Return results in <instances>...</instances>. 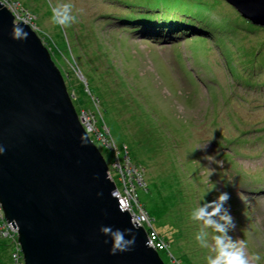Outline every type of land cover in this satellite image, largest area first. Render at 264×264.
<instances>
[{
	"label": "rangeland",
	"instance_id": "1",
	"mask_svg": "<svg viewBox=\"0 0 264 264\" xmlns=\"http://www.w3.org/2000/svg\"><path fill=\"white\" fill-rule=\"evenodd\" d=\"M16 1L11 2L13 11L25 17L22 5L32 13L30 25L52 50L48 48L54 65L61 72L69 70L64 85L104 160L111 161L113 138L115 147L124 151L125 145L131 162L142 169L146 186L138 185L136 191L166 244L158 252L164 264H207L215 233L206 229L209 248H202L195 239L201 224L191 219V213L197 204L214 201L221 193L229 196L223 205L232 218V227L226 225L228 235L234 241L242 239L247 254L259 257L255 264H264V186L259 188L256 180L252 185L256 190L249 191L231 180L232 168L206 142L214 126L210 122L217 120L223 133L251 139L225 148L229 152L241 149L232 158L236 168L245 169V174L240 172L244 180L251 182L249 173L264 168V141L253 140V130L250 136L242 133L252 123L264 132V67L255 83L263 96L250 99L257 92L246 77L250 69L246 67L249 57L242 52L247 48L243 41L232 44L227 33L213 49L203 37H192L194 33L147 37L134 32L133 25L118 22V16H132L131 0ZM181 2L182 8L173 5L176 9L169 11L177 17L184 14L185 19L193 0ZM60 3L71 4L77 16V22L66 28L51 23L52 5ZM215 4L203 7L214 24L219 14L234 17L223 3ZM91 95L98 99L101 117L109 127V145L99 135L105 127H100L101 117ZM256 104L260 106L253 107ZM120 179L124 181V176ZM1 238L0 264H12L17 240L10 234Z\"/></svg>",
	"mask_w": 264,
	"mask_h": 264
},
{
	"label": "water",
	"instance_id": "2",
	"mask_svg": "<svg viewBox=\"0 0 264 264\" xmlns=\"http://www.w3.org/2000/svg\"><path fill=\"white\" fill-rule=\"evenodd\" d=\"M224 1L264 27V0ZM13 22L0 1V207L23 264H164L113 194L48 48L31 26L21 25L27 39L13 40ZM102 226L131 229V249L110 254Z\"/></svg>",
	"mask_w": 264,
	"mask_h": 264
},
{
	"label": "trees",
	"instance_id": "3",
	"mask_svg": "<svg viewBox=\"0 0 264 264\" xmlns=\"http://www.w3.org/2000/svg\"><path fill=\"white\" fill-rule=\"evenodd\" d=\"M3 1V0H2ZM133 1L131 4L132 7V13L129 18L128 17H119L118 16V22L122 24V26H134V32H139V34L142 32L147 35V37L155 36V37H162L165 35H178L176 33H180V35L188 34V33H194L192 37L195 35L197 37H203L204 40L206 39L211 44L208 47H212L214 49L216 43L223 39L222 37H225L228 33L229 37L231 38V43L235 44L237 42L243 41L244 44L242 46L245 48L242 52L244 55L247 54L249 59L247 60L248 66H246L248 69L246 73V77L251 80V83L255 86L256 94H253V96H250L251 99L261 98L263 96L264 91L261 92V88L257 86L255 83L257 82V79H259V75L261 74V68L264 67V27L257 26L252 24L249 20L247 21L244 19L240 13L236 12L226 1L224 0H213V2H209V0H193V7L190 9L191 14L189 16H186L184 19L183 15H178L179 17L175 16V12L169 11V9H176L171 8V6L175 5L178 9L182 8L181 0H131ZM223 3L225 7H228L231 11V14L234 15L233 18H229L227 15L219 14L218 18H215L213 20H217L218 23H215L210 19L209 15L206 14V9H204V5L209 3L211 4L212 8L216 6V2ZM7 2H18L16 0H7ZM19 3V2H18ZM164 5H161L163 4ZM202 5V7H200ZM21 9L23 12L29 13L26 11V9L22 6ZM162 8L160 9L159 7ZM25 9V10H24ZM181 12L180 10H178ZM23 12H20L21 14ZM32 16V13H31ZM33 17V16H32ZM31 17V20L33 22V19ZM222 23L225 27H220L218 24ZM225 24V25H224ZM121 26V27H122ZM33 27V26H32ZM219 27V28H218ZM34 29V27H33ZM218 31H220V34H217ZM189 38V36H186ZM240 43V44H241ZM245 45V46H244ZM47 48H49L48 45H45ZM214 46V47H213ZM50 49V48H49ZM52 52V50L50 49ZM73 66L75 65L73 63H70ZM79 69V65H76ZM252 68V69H251ZM60 70V69H59ZM61 72V70H60ZM65 72V73H64ZM64 72H61V75H63L64 78L68 76L69 70L64 69ZM260 72V73H259ZM250 82V81H249ZM262 84V83H261ZM260 84V85H261ZM259 85V84H258ZM92 103H94V106L97 108V114L99 117H101V111L100 107L98 106V99L95 98V96L91 95ZM254 101V100H253ZM245 102V101H244ZM259 103V102H257ZM260 104H256L253 107H259ZM86 111H89L91 115L94 113L91 109H84ZM83 110V111H84ZM95 114V113H94ZM238 119V118H237ZM94 121H97L96 118H94ZM213 124V128L211 131H208V138L206 139V142L209 144H212L213 148L217 152L218 155L221 156V158H224L226 160V164L228 165L229 169L232 168L233 173L229 174L228 176L233 180L234 182H237L241 184L242 188H249V191H255L256 189L252 186L256 183L259 185L264 186V168H260L258 170H255L253 173H249L250 176H248L251 180V182H247L244 180L243 176L241 175V171L243 174H245V169L236 168L235 163L237 162L235 159L232 158L235 153H239L238 151H241L240 148L235 147L232 152H229L225 148L229 147L232 143H236L235 146H240L243 144V142H251L250 138L246 137H240L237 135H233L232 133H223L222 129H219L217 126L220 123L217 120H213L210 122ZM251 124V123H249ZM247 124V125H249ZM96 125V123H95ZM103 126L105 129H102L101 132H99V135L101 138H105L106 142H103V144H108V138L110 137V131L109 127L106 126V123L104 122L103 117H101V124L100 127ZM97 127V126H96ZM233 127V126H232ZM234 127H238L237 123L234 124ZM86 130V129H85ZM252 130L255 132L253 140H258L260 142L264 141V132H262L263 127H260L256 124L252 123V128L248 126L246 130L242 129V133L244 135L250 136V132ZM90 130H86L87 135L89 136L92 141H94L93 136H90L89 134ZM232 134V135H231ZM250 139V140H249ZM112 144L114 145V149H109L110 146H108L107 149H109L110 153V163H107L108 170L110 171L112 180L115 181L119 191L123 188V183L125 181L126 186L129 188V190L132 192V197L135 199L136 206H140V208H144L142 203L138 199V192L136 191L137 186L140 187L146 186L145 180H143V172L142 169L138 168V166L133 164L128 156V148L124 145V151H120L117 147H115L113 138H111ZM252 140V141H253ZM96 147L99 145L96 142H93ZM109 145V144H108ZM100 146V145H99ZM213 149V150H214ZM224 150V151H223ZM117 164V167L114 164ZM201 164V163H200ZM129 167V173H127V170ZM200 168V165H199ZM134 170V172L132 171ZM261 170V171H260ZM263 170V171H262ZM235 172H239L240 174H237ZM115 174V177L113 175ZM124 176V181H121V177ZM134 176V177H133ZM138 178V180H137ZM259 179V180H258ZM244 180V181H243ZM232 183V181H230ZM246 184V185H245ZM259 186V188L261 187ZM135 208V207H134ZM146 211V210H145ZM149 213V212H147ZM3 237L0 235V238ZM2 239V238H1ZM159 252V251H158ZM13 257V255H12ZM12 264H16L15 259H12Z\"/></svg>",
	"mask_w": 264,
	"mask_h": 264
},
{
	"label": "clouds",
	"instance_id": "4",
	"mask_svg": "<svg viewBox=\"0 0 264 264\" xmlns=\"http://www.w3.org/2000/svg\"><path fill=\"white\" fill-rule=\"evenodd\" d=\"M0 1L3 2V4L6 6V8L10 12H12L14 15V22L12 23L13 26H12V30L10 33L11 38L13 40H18V41H23V40L27 39L28 32H26L21 25H24V26L26 25L30 28V26H31L30 25L31 14L26 13L25 17H22V16L20 17L19 12L13 11L12 6H11V2H7V0H3V1L0 0ZM76 22H77V16L72 14V5L71 4L60 3V4L52 5V16H51V23L52 24L59 25V26L66 28V27H68L71 24H74ZM48 51H49V49H48ZM79 118H81V117H79ZM82 119H83V117H82ZM82 126L86 130H89L83 123H82ZM3 151H4V149L0 148V153H2ZM108 172H109V175L111 177L109 170H108ZM111 180H112V177H111ZM114 183H115V181H114ZM117 189H118V187L115 183V191ZM228 199H229V196L227 193H221L216 198V200H214V201L205 202L202 205L197 204V206L195 207V209L191 213V219L193 221L200 222V224H201V228L199 229L195 239L197 240V242L199 243V245L202 248H209V243L207 240L208 232L206 231V229L210 228L215 233L214 235H212V245H211V252L213 253V255H209L207 257V264H255V262L259 259V257L258 256H249L246 252L245 242L242 239L234 241L228 235V228L226 227V225H231V227H232V218L226 212V210L223 207L224 203ZM121 208H122V206H121ZM122 209H121V211H122ZM143 211L146 213V215L148 217V223L139 224V225H141L144 228V230L147 234V240H148L147 244H150L149 243V232L153 231L154 233H156V230L154 229V227L151 223V220H150L151 218H150L149 213H147L144 209H143ZM130 215H131V213H130ZM131 217H132V215H131ZM132 223H133L132 225L134 228L138 227V225L135 224L133 221H132ZM100 232H101V234H103L105 236H109L111 238L112 245H111V248L109 249V252L112 255H115V254L120 253V252L129 251L131 249V246L135 242V236L132 235L131 229H125V230L115 229L114 230L110 226H102L100 228ZM156 234H157L159 240L162 241V239L160 238L158 233H156ZM126 235H128L130 238L126 239L125 238ZM105 242L107 243V241H105ZM163 244H164V242H163ZM150 245L157 251V253L161 249L166 248V244H164V246L160 249L153 246L152 244H150ZM20 255H21V252H20ZM20 259H21V257H20ZM20 261H21V264H23V261L22 260H20Z\"/></svg>",
	"mask_w": 264,
	"mask_h": 264
},
{
	"label": "built area",
	"instance_id": "5",
	"mask_svg": "<svg viewBox=\"0 0 264 264\" xmlns=\"http://www.w3.org/2000/svg\"><path fill=\"white\" fill-rule=\"evenodd\" d=\"M129 169H131V167L126 169L127 173H129ZM132 171L134 172L133 169H132ZM137 180H138V178H137ZM131 193L132 192L126 186V183L124 181L123 188L120 189V191L117 189L114 194L117 196L118 202H120V205L122 206V208L126 209L129 213H131L132 221L135 220V222L138 224L148 223V217H147L146 213L143 211L142 208H140V206L139 207L136 206L135 199L132 197ZM8 234H10L14 238L15 237V230L12 227L11 223L7 222L3 218L2 209L0 207V235L7 236ZM149 243L152 244L153 246L159 248V249L164 246L163 242L161 240H159L157 234L154 233L153 231L149 232ZM16 250H17V253H15V255H13V258L15 259V261L17 259L18 262L16 261V264H21L20 250H18V247H16Z\"/></svg>",
	"mask_w": 264,
	"mask_h": 264
},
{
	"label": "bare ground",
	"instance_id": "6",
	"mask_svg": "<svg viewBox=\"0 0 264 264\" xmlns=\"http://www.w3.org/2000/svg\"><path fill=\"white\" fill-rule=\"evenodd\" d=\"M84 114V113H83Z\"/></svg>",
	"mask_w": 264,
	"mask_h": 264
}]
</instances>
